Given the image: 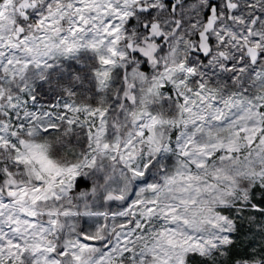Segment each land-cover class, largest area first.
<instances>
[{
  "label": "snow or ice",
  "instance_id": "1",
  "mask_svg": "<svg viewBox=\"0 0 264 264\" xmlns=\"http://www.w3.org/2000/svg\"><path fill=\"white\" fill-rule=\"evenodd\" d=\"M0 264H264V0H0Z\"/></svg>",
  "mask_w": 264,
  "mask_h": 264
}]
</instances>
